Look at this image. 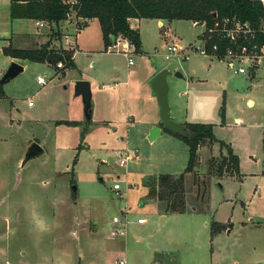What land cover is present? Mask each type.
<instances>
[{"label": "rangeland", "instance_id": "1", "mask_svg": "<svg viewBox=\"0 0 264 264\" xmlns=\"http://www.w3.org/2000/svg\"><path fill=\"white\" fill-rule=\"evenodd\" d=\"M71 23L67 29L60 24V40L67 37L63 49L75 45ZM162 23L163 28L155 20L140 22L143 52L130 56L131 66L125 55L104 52L94 21L77 36L82 51L74 55L73 67L56 72L47 64L20 61L23 71L2 85L0 264H118L114 240L124 238L106 241L104 235L107 222L123 209L127 220L145 221L140 229L134 227L141 240L136 247L167 236L168 256L174 260L169 264H198L201 256L205 262L204 249L192 248L182 225L167 221L158 227L160 210L147 196L153 177L182 173L188 159V148L168 132L152 142L147 137L153 127L147 131V124L160 121L147 79L159 69L183 76L167 78L169 107L192 122L215 124L216 138L238 157L240 179L232 170L233 175L223 171L219 176L210 173L208 161L216 156L213 164L220 165L219 146H205L185 181L189 206L205 213L210 205L220 220L229 219V233L212 245L213 262L264 264V73L234 74L217 61L206 73L207 61L195 54L188 60L164 59L163 45L194 43L202 28L181 20ZM5 31L13 34V47L32 48V36L40 30L27 20H11L0 7V34ZM11 63L0 53V78ZM78 81L90 87L89 123L82 98L74 95ZM31 144L43 153L28 157ZM121 154L130 156L123 166ZM115 183L120 191L113 189Z\"/></svg>", "mask_w": 264, "mask_h": 264}, {"label": "trees", "instance_id": "2", "mask_svg": "<svg viewBox=\"0 0 264 264\" xmlns=\"http://www.w3.org/2000/svg\"><path fill=\"white\" fill-rule=\"evenodd\" d=\"M9 9L11 20L43 22L50 30L49 39L34 48H15L8 44L2 48V54L12 60L47 64L54 67L56 72H63L64 69L74 66L72 49H55L51 43L52 40L61 38L59 27L65 21L70 23L74 21L78 26V33L87 27V20L95 19L100 25L105 50L112 45L113 38L120 36L127 38L134 45V52L140 54L142 43L139 32L131 28L130 19L164 20L168 23L181 20L210 24L213 15H217V17L234 16L257 25L264 16V4L258 0H10ZM53 26H56V29ZM58 64L62 67L58 68ZM3 96L0 84V98ZM220 115L223 119L224 111L221 110ZM183 127L189 134L186 137L173 134L166 129L164 131L181 140L188 148L186 168L177 176L162 174L153 177L147 188L148 198L158 202L164 212L169 214H181L188 210L185 200V181L197 166L198 150L202 143L216 142L226 150V156L220 157L219 166L215 167L213 164L215 159L210 160V173L214 171L216 175L221 176L224 171L223 173L231 175L235 173L239 176L237 156L230 146L214 137L211 125L186 123ZM202 184L206 186L205 183ZM223 229L224 226L220 223L210 224L212 236Z\"/></svg>", "mask_w": 264, "mask_h": 264}, {"label": "crops", "instance_id": "3", "mask_svg": "<svg viewBox=\"0 0 264 264\" xmlns=\"http://www.w3.org/2000/svg\"><path fill=\"white\" fill-rule=\"evenodd\" d=\"M9 5H10V0H0V7L5 8L8 11L9 17H10ZM142 20L143 19H140V20L130 19L129 20V24H130L131 28L134 29V30H137L139 32L140 41H141V24H140V22ZM144 20H147V19H144ZM27 21H29L31 24L35 25V21H30V20H27ZM79 21L80 22H83L82 20H79ZM94 21L98 25V23H97V21L95 19L87 20L86 21L87 27H85L84 29H82L78 33L76 32L77 34L75 35V42H74L75 45H70V43H69V48L68 49H63L61 41L63 39L64 40H67V38H63L62 40H60L61 39L60 38L59 40H52V42H51L52 43V47L55 48V49H63V50H70V49H72V51H73L72 61H73L74 55L75 54H79V52L82 51V50H80L79 43H77V36L81 32L85 31L89 27L88 24H90L91 22H94ZM155 21H156L157 25L160 28H163L164 27L163 26V23H162V21H164V20H158V21L155 20ZM186 22H189V21H186ZM190 23L194 26V23H192V22H190ZM62 25H64L65 29H67V27L71 26L72 23H70V22L67 23V21H65ZM99 28H100V25H99ZM0 35H2V42H3L2 46H0V53L2 54V52H1L2 48L8 46V44H11L12 45V43H14V42H13V38H12L13 37L12 36L13 34H10V33H8V32L5 31V32H1ZM48 35H49V32L48 33H41V31H39L38 37H36L35 35L32 36V38H34V39H32L30 37L29 39H32L33 40V43H32L33 44L32 45L33 47L32 48L38 47V46L42 45L43 43H45L46 41H48V39H49L48 38ZM101 42H102V38H101ZM141 43H142V41H141ZM102 44H103V42H102ZM23 46H25V47H18V48H23V49L24 48H28V46H30V44L23 45ZM103 47H104V45H103ZM163 47H166V45H163L161 47V49L165 51V49ZM105 51L108 52V49H106V50L104 49V52ZM110 52H114V51H111L110 50ZM142 52H143V50L141 48V53ZM163 57H164V59H169L170 58L169 56L166 57V53L164 54ZM5 58H7L8 61H13L15 63H17V62L20 63V61H21V60H18V59L17 60H12V59H10L9 57H6V56H5ZM201 58L202 59H205L207 61L206 73H210L211 70H212V68L210 66V64H211L210 62L215 61V60H210V59L203 58V57H201ZM6 65L7 64H5V66H2L3 68H2L1 71H3L5 69L4 67H6ZM128 65L129 66L133 65V61H132V64H129V60H128ZM159 70H161V69H159ZM159 70H154L148 76V79L147 80L150 81V79L156 73H158ZM190 72H191V74L195 75V68L194 69H191ZM173 74L174 73L171 72V75L167 76V78L168 77H174V78H182L183 77L180 73H179L180 77H176ZM167 78H166V80H167ZM113 87L116 88L117 85L115 84V85H113ZM150 91H151V89H150ZM167 93H168V91H167ZM151 94H152V92H151ZM153 97H154V94H153ZM155 100H156V98H155ZM28 106H30L29 103H28ZM156 108H157V112H158L157 102H156ZM169 108H170V111L169 112H170L171 117L173 116V120L176 121L179 118V121H176L177 124L183 125V124H186V123H188V124L201 123V122H198V121H196V122L193 121L192 122V120L191 121L188 120V118H187L186 115L182 114L181 111H179L177 109L174 111L173 108H172V106L169 107ZM158 117H159V112H158ZM159 120H160V118H159ZM233 121L236 122V123H239V122H241V119L239 117H234ZM201 124H207V123H201ZM209 125H211L212 128H213V126L215 124L214 125L209 124ZM151 126L160 128V121L156 125L155 120H151L150 123L147 124L146 130L149 129ZM153 127H151L149 130L151 131V129ZM150 131H149V133H150ZM213 131H214V129H213ZM163 132H164V130L161 131V134ZM149 133H148V135H149ZM213 134H214V132H213ZM214 137L216 138L215 134H214ZM216 139L217 140H220L218 138H216ZM155 140H153V141H155ZM220 141H222V140H220ZM150 142H152V141H150ZM206 143H207L206 145H203V143H202L199 146L198 158H197V166L199 165L198 164L199 163L198 161H199V152H200V150L203 147H205V146L206 147H210V146L213 147V145H215V144L218 145V143H216V142L215 143H212V144H210L208 142H206ZM233 153H234V151H233ZM224 155H225L224 149L219 146L218 155L217 156L220 158L221 156H224ZM215 158H216V156L215 157L210 156V158L208 159V161H210L211 159H215ZM167 175H169V174H167ZM178 175H180V174H178ZM172 176H177V175H172ZM155 177H157V176H155ZM235 177H237L238 179H240V176H235ZM219 178L221 179L222 177H219ZM155 204H157V206H158V208L160 210V212L158 214V218L160 219V221H158V227L162 228L167 221H171V224H178L179 226L182 225V228H183V230L186 233V235H185V233H184V235L187 236L186 239L189 241V243L191 244L192 248L194 247V249L195 248L196 249H200V248L201 249H204V253H205L206 260L204 262V256H201L203 258V261L202 262L201 261H198V264H202V263L203 264H216L215 262H213V257L215 255V253L213 252L212 245H213V243H216L217 240L222 235L229 233V228H230L229 219H228L227 222H225L223 220H220L219 217H217L215 211H212L211 209H209L210 208V205H208L209 206L208 211L205 212V213H203V212H197L195 210V208H193L192 206H189V204H187L188 210L185 213H181V214H169V213H165L164 212L163 208L161 207V205H159L158 202L155 201ZM123 212H125L124 209L121 210L120 212H118L117 215H113L111 217V219L114 218V217H118ZM111 219L107 222V227L108 228L110 227V224L112 222ZM138 219L139 218H137V220ZM137 220L135 222L134 220L128 219L129 223H128V227L126 229V236L129 235L131 238H129V237L127 238L125 236V237H123L124 239H122V240L121 239L114 240L115 245L113 247L116 250V252H118L119 255H121V257L119 259L120 260H123L125 262V264H137V262L134 261L135 258H137L138 260H140V262H141L140 264H169V263H173L174 262L173 258L171 256L170 257L168 256V248L171 245L168 244L169 240H168V237L167 236L166 237L164 236L163 239H161V240H159L157 242L149 243L146 246L142 244V246L136 247L137 245H140L141 244V240L135 234L136 230H134L135 229L134 227H137L136 229H140V227L145 224V221H144L143 224H138L137 223ZM212 222H214V223H220L221 225L224 226V229L221 230V231H219V232H217V234H215L214 236H212L210 234V224ZM227 224L229 226H227ZM108 228H107V230H108ZM105 240L106 241H111L112 239L111 240H108L107 238H105ZM132 255H135V258H132ZM193 260H194V262L196 261L195 258H193Z\"/></svg>", "mask_w": 264, "mask_h": 264}, {"label": "built area", "instance_id": "4", "mask_svg": "<svg viewBox=\"0 0 264 264\" xmlns=\"http://www.w3.org/2000/svg\"><path fill=\"white\" fill-rule=\"evenodd\" d=\"M258 1L264 4V0ZM67 23L69 22L67 21ZM200 23L201 25H198V22H194V25L202 28L197 35V41L183 46L176 41L170 46L163 47L168 52L166 57L172 55L180 60H188L191 55L195 54L224 63L233 70L234 74H247L255 71L264 73V16L257 25H253L249 21H242L234 16L217 17V15H213L210 24ZM35 26L39 30L46 27L41 21H36ZM75 27L77 32L78 26L75 25ZM112 42V45L107 49L125 55L129 64H132L130 56L134 53V45L127 38L120 36L113 38ZM57 67L61 68L62 65L58 64ZM36 79L38 84H44V79L41 77L37 76ZM254 82L256 83L255 80ZM120 157V166L130 159V156L124 157L122 154ZM113 189L120 191L121 185L115 183ZM126 217V213L123 212L118 217L112 218L105 238L108 240L123 238L129 223ZM137 223L143 224L144 219L139 218ZM118 264H125V262L119 260Z\"/></svg>", "mask_w": 264, "mask_h": 264}, {"label": "water", "instance_id": "5", "mask_svg": "<svg viewBox=\"0 0 264 264\" xmlns=\"http://www.w3.org/2000/svg\"><path fill=\"white\" fill-rule=\"evenodd\" d=\"M198 25H201L199 23ZM41 33H48L49 28L44 27L40 29ZM23 71V66L20 63H11L10 67L6 70V72L0 78V84H6L11 79L17 77ZM171 75V72L167 69L159 70L149 81L150 89L154 97L156 98L159 118H160V128L153 127L148 135V140L153 141L161 135V131L166 129L173 134L188 136V132L184 129L183 125L177 124L170 115V108L168 105V85H167V76ZM176 77H180L179 73L173 74ZM74 95L80 96L82 98L83 104V114L85 117V121L87 123L90 122L91 114H90V106H91V92L89 84L85 81H78L74 86ZM43 150L35 144H31L27 149L28 157H37L42 154Z\"/></svg>", "mask_w": 264, "mask_h": 264}]
</instances>
